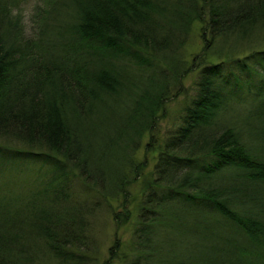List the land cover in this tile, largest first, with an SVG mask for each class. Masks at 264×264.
<instances>
[{
	"label": "trees",
	"instance_id": "obj_1",
	"mask_svg": "<svg viewBox=\"0 0 264 264\" xmlns=\"http://www.w3.org/2000/svg\"><path fill=\"white\" fill-rule=\"evenodd\" d=\"M32 1L0 0V173L27 162L52 177L0 193V264H99L91 219L106 204L118 226L129 223L137 180L143 196L125 264H264V71L255 70L264 48L237 57L264 31V0L25 8ZM194 24L203 41L195 92L162 140L166 104L185 93L182 50ZM146 134V154L156 153L147 172L148 155L135 157ZM118 250L116 242L103 264Z\"/></svg>",
	"mask_w": 264,
	"mask_h": 264
},
{
	"label": "rangeland",
	"instance_id": "obj_2",
	"mask_svg": "<svg viewBox=\"0 0 264 264\" xmlns=\"http://www.w3.org/2000/svg\"><path fill=\"white\" fill-rule=\"evenodd\" d=\"M35 1V0H34ZM34 1L26 2L25 8L28 10L33 6ZM29 3V4H28ZM262 29L255 32L256 36L248 39L241 45L242 49L239 50L237 57L243 58L249 54L252 49H263L264 39ZM250 43V45H248ZM203 48V41L201 39V25L194 24L191 27V31L185 40V45L182 50V59L189 67L186 78L183 80L185 93L171 98L166 104L165 118L161 121L157 130V135L160 139L164 137V134L169 130H175L179 125V118L183 113V109L189 104L190 99L195 92L196 79L198 77V59L196 55L201 52ZM240 48V47H239ZM237 59V58H236ZM255 70L262 73L264 68L262 66H255ZM264 73V72H263ZM262 73V74H263ZM234 85V84H233ZM232 107V104H228ZM241 109L236 112L239 114ZM227 118V116H226ZM163 140V139H162ZM149 141V136L146 134L136 152V159L138 161L143 160L144 156L148 155L149 161L147 162V168L145 172L150 171L155 162L154 156L156 153L146 154L145 144ZM161 140H159V143ZM0 143H4L0 140ZM4 168H7L6 173H0V193H21L28 188L41 185V183L47 182L51 179L52 174L48 171V167H35L31 163L18 162L16 165L7 164ZM17 168V173L14 171ZM38 168V169H37ZM41 168V169H39ZM72 185L75 192L78 194L79 199L89 200L92 194L89 191H82L80 186L73 178ZM130 194L128 208L131 211V219L129 223H125L123 226H118L113 220L112 211L110 207L103 204V207L96 210V215L92 217L90 224V235L95 241L96 249L95 254L98 257L99 264H103L110 260L109 251L118 242L119 250L118 257H115L114 264H125V261L130 258L129 248L132 242V233L136 223L137 208L139 202L142 200L143 192L141 187V181L137 180L128 187ZM119 200L112 203L113 206L119 205ZM124 254H127L128 258L124 260Z\"/></svg>",
	"mask_w": 264,
	"mask_h": 264
},
{
	"label": "clouds",
	"instance_id": "obj_3",
	"mask_svg": "<svg viewBox=\"0 0 264 264\" xmlns=\"http://www.w3.org/2000/svg\"><path fill=\"white\" fill-rule=\"evenodd\" d=\"M32 7V6H30ZM11 14L12 16H17V15H20V10L18 9H12L11 10ZM30 17H31V11H28V10H25L24 13H23V24L25 25L24 27V31H25V35H30V30H31V22H30Z\"/></svg>",
	"mask_w": 264,
	"mask_h": 264
}]
</instances>
